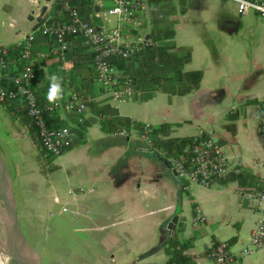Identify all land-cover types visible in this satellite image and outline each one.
<instances>
[{"label":"crops","instance_id":"0c3cea01","mask_svg":"<svg viewBox=\"0 0 264 264\" xmlns=\"http://www.w3.org/2000/svg\"><path fill=\"white\" fill-rule=\"evenodd\" d=\"M54 2L0 0V49L16 44L48 20ZM140 2V25L132 35L149 37L154 25L171 29L173 36L166 42L170 51L182 57L183 71L201 73L200 85L186 94L155 90L145 97L141 90L140 97L116 102L102 94L94 77L89 82L84 58L77 59L83 65L74 70L68 69L67 56L63 65L52 59L41 60L37 86L44 96L39 99H46L47 77L55 74L65 92L62 98L75 90L70 86L77 87L89 98V112L81 122L68 113L58 116L71 124L70 131L81 132L83 140L46 163L26 128L0 101V115L11 125L16 139L27 132L37 151L32 158L34 167L24 174L18 172L19 179L35 190L29 198L31 203L26 199V204L42 222L49 219L55 204L61 205L58 214L70 205L76 220L89 225L70 227L72 233L91 230L97 242L111 253L107 264H165V243L176 227L182 242L190 240L185 254L194 257L193 264H210L207 249L234 236L228 248L233 264H264V246L241 253L259 213L238 197L240 186L264 188V15L240 13L235 0ZM109 4L110 0H94L99 11ZM44 5L47 9L41 16ZM99 11L94 7L89 19L96 18ZM71 38L68 48L75 41ZM78 38L80 53H91ZM116 118L128 119L122 127L131 122L136 127L140 124V128L149 123L151 129L167 125L163 137L214 136L240 172L210 187L191 184L186 192L171 165L158 157L159 150H164L156 152L137 134H116L122 127L106 129L107 121ZM242 177L246 184L241 183ZM196 206L205 216L199 227L193 224ZM175 216L176 223L168 229ZM81 260L83 264H105L99 258Z\"/></svg>","mask_w":264,"mask_h":264},{"label":"built area","instance_id":"2783aa9c","mask_svg":"<svg viewBox=\"0 0 264 264\" xmlns=\"http://www.w3.org/2000/svg\"><path fill=\"white\" fill-rule=\"evenodd\" d=\"M110 2L108 8L96 12L95 16L108 21L109 16L114 15L116 25L113 28L101 27L80 14L76 8L66 6L68 21L57 25H49L47 20L43 21L39 27L16 43L24 58L21 67L11 65L6 59L8 47L0 49V82H2L0 101L19 100L24 104L27 115L36 127L42 149L53 158L59 157L70 147L71 124L55 126L51 123L50 125L49 119L55 115L63 116L68 113L75 117V121L81 122L89 112V98L71 90L65 98L55 104L49 103L47 99L40 100L33 90V82L36 79L34 65H39L41 60L48 59L63 65L69 37H81L83 43L92 52L94 81L101 88L102 94L116 102H124L142 94L141 89L135 87L133 78L118 66L117 61L128 60L145 47L154 45L155 42L149 37L145 38L144 35H132L133 29L140 25L138 20L140 0H110ZM237 5L240 13L254 11L264 15V0H245L243 9L240 3L237 2ZM37 32L53 40V46L49 50H35L33 43ZM150 131L149 123H145L140 128L131 122L129 126L122 127L115 133L124 137L137 134L152 145ZM261 134L264 137V128ZM159 154L168 159L173 171L184 182L182 189L186 192L189 191L191 184L210 187L219 180L240 172V168L225 153L220 142L210 135L199 136L195 142L185 145L182 152L167 154L159 150ZM238 197L241 202L256 208L259 213L251 230L249 243L241 249L242 254H247L264 246V188L240 186ZM204 221V214L200 207L196 206L193 224L199 227ZM228 248L226 241L213 243L206 251L210 264H233L232 258L228 255Z\"/></svg>","mask_w":264,"mask_h":264},{"label":"trees","instance_id":"16d2710c","mask_svg":"<svg viewBox=\"0 0 264 264\" xmlns=\"http://www.w3.org/2000/svg\"><path fill=\"white\" fill-rule=\"evenodd\" d=\"M65 5L76 8L80 14L86 18H91L94 12V0H55L53 5V12L50 18L47 20L49 25L61 24L69 20V15L67 10H65ZM111 4L106 5L109 7ZM173 31L166 27L157 28L155 25L153 30L149 34L155 44L145 47L139 53L129 58L128 60H118L117 64L126 73H128L134 81L136 88L141 89L145 97H149L155 90L163 91L167 93H177L186 94L197 89L200 85L201 73L199 71H183V59L178 56L176 52L170 51L168 44L166 43L168 38H172ZM74 43L72 47L68 48L67 52V62L70 63L68 69L74 70L81 67L83 64L89 69V82L90 79L94 77V69L92 65V52L90 53H80L82 51L79 46V41H81L78 36H72ZM36 49L49 50L53 46V40L46 35L38 32L35 36L34 43ZM41 45V46H40ZM74 46V47H73ZM83 59V64L78 61ZM11 65L16 67H21L24 63V58L20 51V47L16 44L8 47V52L6 55ZM78 59V60H77ZM36 71V79L33 82V90L36 96L43 97L41 95L42 91L37 86V81L39 79V66L34 65ZM2 83V82H0ZM74 88L79 93L83 94L75 86H70ZM65 93V92H64ZM63 93V94H64ZM7 113L18 120L20 124L26 128L30 134L31 139L39 148L44 161L48 163L52 157L45 153L42 149L40 141L37 137L36 127L27 115L25 106L19 100H2L1 101ZM49 124L53 123L55 126H64L66 123L59 120L58 116H54L49 119ZM129 123L128 119L116 118L113 120H108L106 123V129L116 130L119 127L127 125ZM140 127V124L137 125ZM167 125H161L157 128H152L150 131V136L152 138V149L158 152L161 148L167 154H175L183 151V147L187 144L193 143L197 140V137H163L167 135ZM71 129L69 135L72 141V145L78 144L83 140V134L81 132H74ZM71 133V134H70ZM73 135V136H72ZM242 184H246L245 178H243ZM176 230L179 227L173 228L172 234L167 238L165 243V252L168 258L165 264H193V258L185 254V251L190 246V240L187 242H182L177 234ZM235 237V236H234ZM234 237L230 238L228 245L233 241ZM215 243V242H214Z\"/></svg>","mask_w":264,"mask_h":264},{"label":"rangeland","instance_id":"374dc122","mask_svg":"<svg viewBox=\"0 0 264 264\" xmlns=\"http://www.w3.org/2000/svg\"><path fill=\"white\" fill-rule=\"evenodd\" d=\"M53 5L54 3H51L52 9ZM89 20L97 25H102L104 28H113L116 25L114 15H110L108 21H104L98 16ZM14 133L11 125L6 123L0 115V144L8 160V167L12 175L20 222L28 242L38 253L41 264H83L81 259L95 260L98 258L105 264L109 263L111 253L97 242L96 237L91 234V230L80 231L78 235L72 233L73 228L70 227L83 225L88 227L89 225H86L82 220H76L75 215L69 211L70 205H66L67 211L58 214L57 210L61 205L55 204L52 212L48 215L49 219L45 220L46 222L38 219V216L29 209L31 206L26 204L28 202L26 199L30 200L29 198L33 197L35 190L31 184L26 186L23 183L24 180L19 179L18 172L23 174L28 172L34 164L32 158L36 157L37 151L33 147L27 132L21 134L18 140ZM19 176L22 178L23 175ZM39 180L41 182V177ZM28 203H31V200ZM9 264L16 263L10 262Z\"/></svg>","mask_w":264,"mask_h":264},{"label":"water","instance_id":"95a60500","mask_svg":"<svg viewBox=\"0 0 264 264\" xmlns=\"http://www.w3.org/2000/svg\"><path fill=\"white\" fill-rule=\"evenodd\" d=\"M49 1V0H46ZM47 9L44 5L41 9V16ZM95 11H99V6L95 5ZM41 17H39L40 20ZM145 38H148L146 35ZM158 157L167 165H170L168 159L161 155ZM0 166L2 167L3 179L0 177V232L9 242L12 249L18 251L22 256L20 264H41L40 257L34 248L28 242L24 230L22 228L16 200L13 189L12 175L8 167V161L0 147ZM175 216L169 223L168 229H172L176 223Z\"/></svg>","mask_w":264,"mask_h":264},{"label":"bare ground","instance_id":"6f19581e","mask_svg":"<svg viewBox=\"0 0 264 264\" xmlns=\"http://www.w3.org/2000/svg\"><path fill=\"white\" fill-rule=\"evenodd\" d=\"M2 167L0 166V177L3 179ZM22 261V256L15 249L10 248L9 242L4 238L3 234L0 232V264H9L10 262H15L20 264Z\"/></svg>","mask_w":264,"mask_h":264},{"label":"clouds","instance_id":"9594fccd","mask_svg":"<svg viewBox=\"0 0 264 264\" xmlns=\"http://www.w3.org/2000/svg\"><path fill=\"white\" fill-rule=\"evenodd\" d=\"M240 3L241 8L243 9L245 6V0H237ZM49 80V87L46 94V99L49 103L55 104L57 101L61 100L63 97V88L60 83V77L53 74L47 77Z\"/></svg>","mask_w":264,"mask_h":264}]
</instances>
